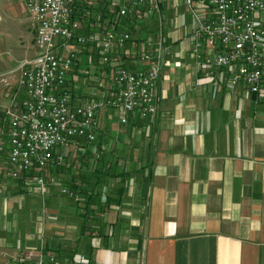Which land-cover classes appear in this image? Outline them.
I'll use <instances>...</instances> for the list:
<instances>
[{
    "label": "crops",
    "instance_id": "obj_1",
    "mask_svg": "<svg viewBox=\"0 0 264 264\" xmlns=\"http://www.w3.org/2000/svg\"><path fill=\"white\" fill-rule=\"evenodd\" d=\"M173 2L163 0L162 20L144 18L151 31L112 55L143 68L133 51L153 52L161 29L169 53L157 81L156 114L122 125L116 110L101 108L96 141L77 138L57 148L64 162L43 169L41 194L37 169L9 175L5 116L25 97L17 67L36 54L35 25L22 0H0V76L14 72L7 84L0 80V264L28 249L58 260L81 253L88 264H264V92L245 96L242 86L229 91L223 84L212 97L191 55L190 15ZM148 37L154 40L146 46ZM113 73L93 43L79 50L66 87L73 99L100 97L114 90ZM88 174L95 189L103 182L113 188L94 191L97 203L89 205V220L96 218L90 225L101 231L80 234L65 217L59 189ZM81 197L74 193L83 203Z\"/></svg>",
    "mask_w": 264,
    "mask_h": 264
},
{
    "label": "built area",
    "instance_id": "obj_2",
    "mask_svg": "<svg viewBox=\"0 0 264 264\" xmlns=\"http://www.w3.org/2000/svg\"><path fill=\"white\" fill-rule=\"evenodd\" d=\"M35 25L36 54L22 60L19 85L25 97L18 109L8 107L9 121L8 163L12 178L37 169L35 184L41 194L47 192L42 175L47 167H58L64 162V149L77 139L89 143L97 138V113L101 108L114 109L119 123L131 119L146 121L157 112V81L163 57L169 53L164 45L161 29L156 40L145 38V45L154 40V51H133L145 66L131 69L112 58L138 36L123 30L120 19L134 21L157 16L162 20L163 0H88L97 6L105 5L116 13L104 21L108 27L102 34L92 36L98 46L100 61L113 69L115 84L110 94L91 99H73L66 87L70 71L79 50L88 39L81 33V18L76 15L77 0H22ZM79 1V0H78ZM183 5L190 15L188 34L192 39L191 55L203 73L200 80L211 87V96L224 84L226 90L243 87L245 96L264 92V0H174V8ZM14 76L13 70L0 76ZM55 184L54 178L50 179ZM59 193L68 197L73 191L61 187ZM88 257L76 253L58 260L54 253L28 249L12 257L8 264H88Z\"/></svg>",
    "mask_w": 264,
    "mask_h": 264
},
{
    "label": "rangeland",
    "instance_id": "obj_3",
    "mask_svg": "<svg viewBox=\"0 0 264 264\" xmlns=\"http://www.w3.org/2000/svg\"><path fill=\"white\" fill-rule=\"evenodd\" d=\"M79 2L81 5H83L85 7H88V8L94 7L93 5H90L88 3V0H79ZM86 9H85V11L87 14H86L85 20L84 19L81 20V30L80 31L88 39L87 45H90V44H93L91 41V38H92V36H94L93 34L95 33V31H97V33H99V34H102L105 30L108 29V27L104 24L103 25L101 24L102 20L98 21L102 17L100 15H98L94 9H87V10ZM97 17H98V19H97ZM143 19L144 18L140 15L138 18L134 19V21H132V22L127 21L126 26H124L122 29L127 31V32H130V33L133 32V34L136 36H139V34L141 32L148 31V30L151 31L150 30L151 25H146V23H143V24L141 23L144 21ZM81 167H82V164H81ZM121 170H122L121 165L115 169L116 173L120 172ZM86 178L89 179V178H91V176H89V174H88L86 176ZM107 181H111V180L108 179ZM64 187L71 190L67 186V183L64 184ZM103 187H105V188H96V189H94V191H96V193H100L104 189L105 194H106L107 192L108 193L110 192V190H111L110 188H113V185H110V184L106 185L105 182H103ZM87 189L90 190L88 187H87ZM63 197L64 198L61 201V205L63 206L62 208L64 210L63 212L65 214L66 219L69 220V223L73 222L76 224V227L77 226L79 227L81 224V219L79 218V215L82 214L85 209L83 207H80V206L77 208L76 203H79L81 206L83 205V203L76 201V198H74V194L72 197H68L65 195H63ZM81 198H83V197H81ZM78 209H79V211H77ZM98 216L99 215H96V217H98ZM92 220H96V218L95 219L92 218V219L88 220L89 224L92 222ZM77 229L78 228H76V231H77ZM92 231L97 232L99 230H97L96 228H93ZM71 235H73V234H71Z\"/></svg>",
    "mask_w": 264,
    "mask_h": 264
},
{
    "label": "trees",
    "instance_id": "obj_4",
    "mask_svg": "<svg viewBox=\"0 0 264 264\" xmlns=\"http://www.w3.org/2000/svg\"><path fill=\"white\" fill-rule=\"evenodd\" d=\"M86 8L87 9L100 10V12L102 14V17H103V15H105V13H108L109 17H111V18L115 17L116 20H119V18L116 16V13L113 12V11H110L107 8L106 4L101 6V4L99 3L97 6L88 8V7H85V6L81 5L80 2L77 0L75 2V12H76V15H78L81 18V20L82 19L85 20V17H86V14H87L86 11H85ZM120 21H121V24H122L123 27L126 26L127 20L120 19ZM103 174H105V175L106 174L113 175L110 172H104ZM98 176L99 175H97V177ZM67 186L73 191V193H77V194H79V195L84 197V202H83L82 206L79 203H76L78 207L80 206V207H83L85 209L84 212L79 215V218L81 219L80 234H85L87 232L88 233L94 232V231H92V229H93L92 225H90L89 222H88V220H89L88 214H89V205L92 204V203H94V204L97 203V194L94 193L95 182H94V184H92L89 179H87L86 177H83V180H81L79 183L74 184V183L70 182ZM87 187L90 190H88ZM98 206H99V204H98ZM100 231L101 230H99V232Z\"/></svg>",
    "mask_w": 264,
    "mask_h": 264
}]
</instances>
